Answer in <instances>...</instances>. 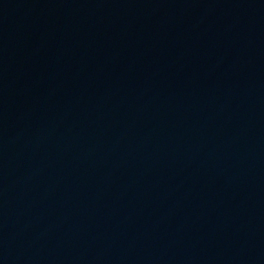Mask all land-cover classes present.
<instances>
[{
  "label": "water",
  "instance_id": "water-1",
  "mask_svg": "<svg viewBox=\"0 0 264 264\" xmlns=\"http://www.w3.org/2000/svg\"><path fill=\"white\" fill-rule=\"evenodd\" d=\"M172 264H264V0H195L192 114Z\"/></svg>",
  "mask_w": 264,
  "mask_h": 264
}]
</instances>
